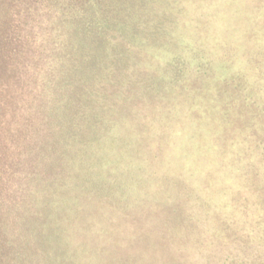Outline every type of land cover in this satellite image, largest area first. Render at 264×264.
I'll return each instance as SVG.
<instances>
[{"label": "trees", "instance_id": "16d2710c", "mask_svg": "<svg viewBox=\"0 0 264 264\" xmlns=\"http://www.w3.org/2000/svg\"><path fill=\"white\" fill-rule=\"evenodd\" d=\"M111 1L0 0V136L6 157L2 169L7 164L0 174V264H264V253L249 255V245L242 246L243 233L251 238L264 234L263 207L251 228L244 215L238 216L234 228V198L228 185L214 183L202 160L189 164L168 150L162 158L165 147L150 143L151 134L166 140V129L149 133L131 122L128 127L126 117L121 125L137 140L123 147L117 141L129 136L126 128L111 136L113 131L101 126L119 124L125 117H119L101 90L96 97L85 95L94 84H103L89 77L101 49L116 47L114 35L104 33L107 25L127 20L115 17L104 23L108 17H98L96 11L106 7L123 9L122 0ZM234 18L260 34L264 0L234 2ZM240 27L235 30L244 32ZM246 44L264 40L252 38ZM256 53L258 60L264 59V51ZM194 58L191 74L200 81L206 75L218 84L219 94L234 95L249 105L254 102L246 89L255 96L263 91L241 67L231 87L213 69L202 68L203 57ZM179 84L174 92L183 94L184 83ZM82 119L90 127L83 129ZM192 133L199 132L193 128ZM255 136L253 165L238 162L240 173L264 171V130ZM105 142L114 146L107 149ZM201 173L206 181H199ZM199 203L214 211L198 209ZM210 220L217 226L208 229ZM204 232L218 237L217 255H200L212 248Z\"/></svg>", "mask_w": 264, "mask_h": 264}, {"label": "rangeland", "instance_id": "374dc122", "mask_svg": "<svg viewBox=\"0 0 264 264\" xmlns=\"http://www.w3.org/2000/svg\"><path fill=\"white\" fill-rule=\"evenodd\" d=\"M234 2L238 0H122L121 10L106 7L96 11L99 18L108 17L104 23H109L110 18L115 17H126L127 20L121 24L114 20L107 25L104 33L114 35L117 39L116 47L108 44L101 49L100 61L92 63L93 73L89 77L93 79L94 76L95 81L103 84L98 87L94 84L93 89L83 95L96 97L101 90L106 93L103 97L108 98L112 106H116L119 117L125 116L117 120L119 124L101 125L113 131L111 136L125 128L129 131L130 122L142 131L148 128L149 133L166 129V135L162 136L166 137L168 143L159 139L161 136L156 138L155 134L149 137L153 140L150 143L165 147L166 150L161 151V157L164 158V153L168 150L175 154L177 160L181 158L189 164L196 158L202 160L206 166L205 173L216 180L214 183L228 185L231 193L229 196L234 198V228L240 215L246 217L243 221L248 222L251 228L255 215L261 207L264 208V171L258 175H253L252 171L243 174L237 171V166L238 162L250 167L253 165L250 151L256 144L255 135L260 129L264 130V59L258 60L259 54L256 53L258 50L262 54L264 44H246L252 38L263 41L264 30L260 34L255 33L248 29L245 22L240 23L234 18ZM237 24L241 25L242 31L249 32L245 34L236 31ZM240 33L246 36L238 35ZM194 56L203 57L205 61L202 62V68L213 69L229 85L234 82V75L241 67L251 76V82L261 85L263 91L255 96L250 88L246 89L254 102L249 105L242 104L234 95L219 94L217 83L210 82L206 75L200 81L189 71L191 65L197 64ZM181 82L184 83L181 88L185 89L183 94H178L174 91ZM135 103L139 105L133 108L132 104ZM2 116L3 112L0 110V122ZM126 117L128 127L121 125ZM95 118L100 121L97 115ZM139 118L148 123L141 125ZM84 120L80 121L81 127H90L83 123ZM193 128L199 133L194 135ZM129 133L128 137L122 136L117 141L123 147L134 146L137 140L131 131ZM1 140L0 136V174L3 175L7 164L2 169L6 157ZM105 145L108 149L114 143L105 142ZM240 155L242 161L239 159ZM126 158L129 161L130 157ZM135 160L138 161L136 155ZM130 164L131 162L127 165V170H130L129 175L132 176L133 165ZM175 168L173 165L172 169ZM199 176V181H206V174L201 173ZM244 180H254L256 185L251 182L247 184ZM231 197L228 198L230 202ZM202 206L205 211H214L203 203H199L198 209H202ZM193 215L197 217L198 212L194 211ZM215 226L217 225L211 220L207 221L208 229ZM84 232L89 234L87 230ZM242 236V246L249 245V255L264 253V234L251 238L247 232ZM203 237L204 241L210 242L212 248L200 255H217L214 238L218 237L213 238V235L211 237L205 232ZM260 242L258 246L257 243ZM236 244L241 246L239 242ZM232 251L234 252V248ZM102 262L105 264L106 261Z\"/></svg>", "mask_w": 264, "mask_h": 264}]
</instances>
